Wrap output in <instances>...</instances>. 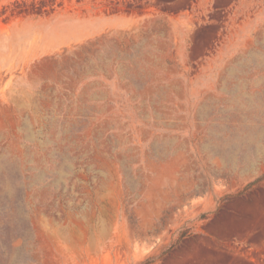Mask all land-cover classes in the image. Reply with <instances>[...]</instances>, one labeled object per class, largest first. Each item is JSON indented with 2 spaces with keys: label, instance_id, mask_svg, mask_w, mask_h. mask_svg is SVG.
<instances>
[{
  "label": "rangeland",
  "instance_id": "rangeland-1",
  "mask_svg": "<svg viewBox=\"0 0 264 264\" xmlns=\"http://www.w3.org/2000/svg\"><path fill=\"white\" fill-rule=\"evenodd\" d=\"M0 264H264V0H0Z\"/></svg>",
  "mask_w": 264,
  "mask_h": 264
}]
</instances>
